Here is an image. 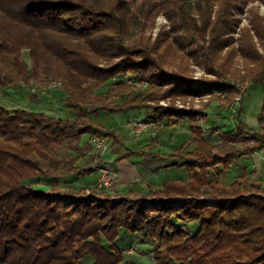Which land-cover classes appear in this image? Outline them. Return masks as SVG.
I'll return each instance as SVG.
<instances>
[{"label": "trees", "instance_id": "obj_1", "mask_svg": "<svg viewBox=\"0 0 264 264\" xmlns=\"http://www.w3.org/2000/svg\"><path fill=\"white\" fill-rule=\"evenodd\" d=\"M255 1L264 4L0 0V89L4 92L19 82L29 85L40 74L38 85L60 77L65 87L62 103L73 114L69 119L0 106V264H82L86 255L92 264H119L122 252L114 243L120 228L149 241L156 264H264V186L251 190L254 184L246 175L225 184L220 170L215 180L206 174L210 167L226 171L234 159L264 145V15L251 12L244 26L239 18L245 5ZM159 14L170 27L152 41L145 31ZM175 56L178 64L173 63ZM236 58L242 60L241 80L259 86L263 95L257 129L240 123V106L233 115L241 148L220 149L204 138L197 118L206 117V112L159 105L149 119L188 120L193 146L183 150L182 143L170 156L172 164L185 168L186 179L170 178L161 188L150 189L159 198L149 202L74 194L92 186L61 189L70 174L81 177L94 171L91 165H75L82 148L71 147L68 139L78 140L90 130L116 138L115 130L88 121V112L143 108V101L157 98L160 85H168L164 96L208 94L207 107L212 100L229 103L233 85L193 84L186 75L187 62L192 60L216 78L232 79ZM121 75L131 82L145 81L146 92L128 94ZM110 81L112 87L94 92ZM212 91L226 96L220 100ZM67 142L76 151L68 160L58 149Z\"/></svg>", "mask_w": 264, "mask_h": 264}, {"label": "rangeland", "instance_id": "obj_2", "mask_svg": "<svg viewBox=\"0 0 264 264\" xmlns=\"http://www.w3.org/2000/svg\"><path fill=\"white\" fill-rule=\"evenodd\" d=\"M251 12H257L260 15H264V4L255 1L245 5L243 12L239 14L241 26L247 25ZM169 27L170 22L167 18L164 15L159 14L155 17L151 27L146 29L145 35L150 36L153 41L158 33L169 30ZM233 36L236 38L237 34L234 33ZM172 52L174 54V51ZM23 57L27 60V62H30L26 51H23ZM173 59V63L175 64L180 62L176 56ZM239 59L236 58L234 60V69L236 71L235 76L232 79L216 78L212 74L206 73L203 67L194 64L192 60H188L187 62L188 69L186 75L189 79H192L193 84H198L199 81H201L199 83H209L214 81L225 84H227L224 82L225 80L229 81L230 84L236 80L242 81L245 84V91L240 103V107L242 109L239 120L243 126L257 129V114L263 95L259 86H251L246 81L241 80V76L244 74V71L241 69L242 60ZM166 67L167 66L164 65V68ZM167 69L170 70L171 67H168ZM40 77H42L41 74L38 75L37 79ZM121 78L125 80L123 87L128 89V94L131 96H136V93L140 92V90L141 92H146L145 89L147 83L145 81H142L140 84L131 82L127 75H121ZM37 79H32L29 85L21 82L16 85H10L4 90V92L0 89V106L6 108H25L33 111H42L54 116L72 119V112L62 103L61 100L65 96V92L63 90L65 87L62 78H55L61 79V85L54 88H48L45 84L49 80L45 81L43 83L44 85H38ZM116 79H119V77H116ZM113 85L114 83L110 81L107 86L95 89L94 92H102L107 87L110 88ZM234 88L235 92L231 94L232 99L237 91L235 86ZM157 89L158 96L155 95L157 98L148 102L143 101L146 104L143 108L123 113H113L100 109H96L95 112L87 113V117L85 116V118L88 121H91L95 126H103L113 129L116 131L117 135L115 140L112 137H106L108 149L103 157H98L99 155H97V152L91 143V137L94 133L91 130L90 132L82 134L78 140H74L72 138V140L68 139L71 144L67 142L59 146V154L66 160L70 158V153L76 154V151L71 150L70 146H79L80 150L82 148V152L75 160V165L78 167H87L90 165L94 166V171L91 172L89 176L74 177L70 174L67 179L62 182L63 185L61 189L63 191H69L78 187L86 188L92 186L93 182H95L94 179H96L95 175L97 176V172L95 173L96 166L101 163H106L110 167L120 170L124 175H132L127 179H123L115 170L118 174L119 181L114 188L105 191L90 187V191L92 192L90 193L89 191V194L94 193L97 196L111 199H120L125 197L128 198V200L143 199L149 202L159 198L157 197V194L150 192V189H153L154 187L157 188V186H160L163 181L170 178H186L187 172L185 168L182 166L172 165V159L170 156L177 151V148L182 143L184 144L183 150L192 148L193 145L189 143L190 134L188 131V120L163 119V121H154L149 119L148 116L152 114V111H154V109L159 105L165 106L172 104L177 108L185 110L192 109L206 112V117L202 118L201 116L197 118V120H199V125L203 128L204 138L213 144H217L220 149L225 147L234 149L241 148V142L239 137H237L238 133L235 130V124L233 121V115L236 112H232L231 110L232 99L229 103L212 100L207 107L206 104L210 98L208 94H176L164 96L162 94L168 89V85H160ZM32 94L34 96L35 94L37 95L34 97ZM90 95H94V93H91ZM211 96H216L221 100L226 95L221 92L212 91ZM109 100L116 104L119 101L118 98L113 96H110ZM137 118H147L145 121L151 122V124L147 125L145 129L135 135L133 121ZM247 132L249 131H244L243 135L245 136ZM132 150H134L133 153H131L126 159H114L116 155L118 158L121 154ZM245 156L242 158V161H245L246 164L250 166L251 163L248 164L250 160L246 159L254 156L251 153L249 154L251 157L246 158ZM242 161H234L226 172L223 169H220V167H218V169L210 167L206 170V174L209 179L215 180L216 173L220 170L222 181L225 179V182L227 183L232 180L242 178L243 175L250 177L251 173H249L246 169H242V165L244 164ZM253 176L257 177V173ZM259 180L260 182L252 180L251 184L254 185H251V190H256L258 186H264L263 182H261L264 178L261 177ZM123 188L127 189L123 190ZM83 190H77L74 194H80V196L81 194L86 195V191ZM206 196L207 195H204L205 198ZM114 244L117 249L122 252L123 260L119 264H128L129 262L137 264H156L152 257V244L149 241L143 242L138 233L132 234L126 229L120 228L118 237L116 238ZM130 248H132L131 251L128 250ZM81 260L82 264L93 263L92 257L88 255L84 256Z\"/></svg>", "mask_w": 264, "mask_h": 264}, {"label": "built area", "instance_id": "obj_3", "mask_svg": "<svg viewBox=\"0 0 264 264\" xmlns=\"http://www.w3.org/2000/svg\"><path fill=\"white\" fill-rule=\"evenodd\" d=\"M226 83L230 84V82L228 81H226ZM45 84L47 85L48 88H54V87H58L61 85V80L53 79V80H49ZM231 84L234 85L237 89L235 95L233 96L232 102H231V110L232 112H235L240 106L242 96L245 91V84L240 80H236L235 82H232ZM150 124L151 122H147L143 119L137 118L135 121H133V128L135 130V135H137L138 132L145 129L147 125H150ZM245 136L249 137L250 133L247 132ZM106 140L107 138L105 136L98 135V134H93L91 137V143L94 146L97 152V155H99L98 157H103L104 154L107 152L108 144ZM257 152L260 154L261 158L264 161V145L260 147L257 150ZM96 172H97V176H96L95 182L93 183L92 187L106 191V190H111L112 188L115 187V185L118 184V181H119L118 174L108 164L101 163L100 165L96 167ZM86 192L87 194H89V189H86ZM131 249L132 248L128 250L131 251Z\"/></svg>", "mask_w": 264, "mask_h": 264}, {"label": "crops", "instance_id": "obj_4", "mask_svg": "<svg viewBox=\"0 0 264 264\" xmlns=\"http://www.w3.org/2000/svg\"><path fill=\"white\" fill-rule=\"evenodd\" d=\"M258 123V122H257ZM132 151H134V150H132ZM249 154L250 153H246V154H244V155H242L241 157H239V158H237V159H234V161H242V158L245 156V155H247V156H245L246 158H249V157H251V156H249ZM254 157H252V158H249V159H246V160H250L249 162H248V164L249 163H251V165L249 166V165H247L246 164V162L245 161H242V163H244L243 165H242V169H246L249 173H251L250 174V177L252 178H250L249 176H247L248 177V179L250 180V181H252V180H255V181H257V182H260V180L259 179H261V177L262 178H264V161H263V159L261 158V156H260V154L257 152V151H255V152H252L251 153ZM130 156V155H129ZM129 156H126V157H123V158H117V155H116V157L114 158V159H117V160H123V159H126L127 157H129ZM233 161V162H234ZM232 162V163H233ZM172 165H174V164H172ZM174 166H177V165H174ZM249 166V167H248ZM248 168V169H247ZM114 169V168H113ZM114 170H116L119 174H120V177H122L123 179H127V178H129V177H131L132 175H124V174H122L121 173V171L120 170H117V169H114ZM226 172V171H225ZM95 173H96V171H95ZM255 173H257V177H254L253 175L255 174ZM86 176H89V174L88 175H85L84 177H86ZM95 177H96V175H95ZM180 178H182V179H186V178H183V177H180ZM95 180V179H94ZM220 180H221V182L222 183H225V184H229V183H231L232 181H230L229 183H227V182H225V179H224V181H222V178H220ZM259 180V181H258ZM89 181H92V180H89ZM261 182H263V184H264V180H261ZM94 183V182H93ZM163 183V182H162ZM162 183H161V185H162ZM161 185L160 186H157V188H161ZM121 187H122V185H121ZM156 188V187H155ZM124 189H127V188H123V190ZM129 189V188H128ZM175 198H181V197H179V196H174Z\"/></svg>", "mask_w": 264, "mask_h": 264}]
</instances>
